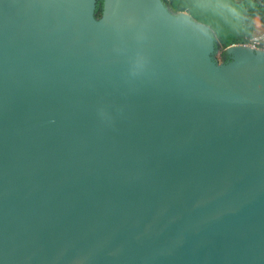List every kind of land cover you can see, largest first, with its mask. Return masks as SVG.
<instances>
[{"label":"water","instance_id":"1","mask_svg":"<svg viewBox=\"0 0 264 264\" xmlns=\"http://www.w3.org/2000/svg\"><path fill=\"white\" fill-rule=\"evenodd\" d=\"M98 1L0 0V264H264V49Z\"/></svg>","mask_w":264,"mask_h":264},{"label":"trees","instance_id":"2","mask_svg":"<svg viewBox=\"0 0 264 264\" xmlns=\"http://www.w3.org/2000/svg\"><path fill=\"white\" fill-rule=\"evenodd\" d=\"M174 12L185 11L194 19L209 25L218 39V60L226 62L224 48L244 43L257 32L255 21L259 17L264 24V0H163ZM102 2L96 7L101 15Z\"/></svg>","mask_w":264,"mask_h":264},{"label":"built area","instance_id":"3","mask_svg":"<svg viewBox=\"0 0 264 264\" xmlns=\"http://www.w3.org/2000/svg\"><path fill=\"white\" fill-rule=\"evenodd\" d=\"M239 44L246 45L255 49H264V31L255 33L254 35L248 37L244 43Z\"/></svg>","mask_w":264,"mask_h":264},{"label":"crops","instance_id":"4","mask_svg":"<svg viewBox=\"0 0 264 264\" xmlns=\"http://www.w3.org/2000/svg\"><path fill=\"white\" fill-rule=\"evenodd\" d=\"M257 32L264 31V24L261 22L259 17L254 19Z\"/></svg>","mask_w":264,"mask_h":264},{"label":"rangeland","instance_id":"5","mask_svg":"<svg viewBox=\"0 0 264 264\" xmlns=\"http://www.w3.org/2000/svg\"><path fill=\"white\" fill-rule=\"evenodd\" d=\"M220 52H216V57H217V60H218V54H219ZM219 61V60H218Z\"/></svg>","mask_w":264,"mask_h":264}]
</instances>
